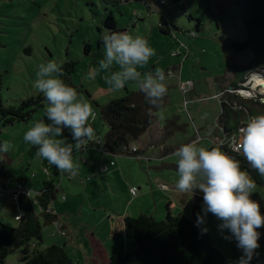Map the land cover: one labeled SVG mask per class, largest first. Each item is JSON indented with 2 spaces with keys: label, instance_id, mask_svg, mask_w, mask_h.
Listing matches in <instances>:
<instances>
[{
  "label": "rangeland",
  "instance_id": "rangeland-1",
  "mask_svg": "<svg viewBox=\"0 0 264 264\" xmlns=\"http://www.w3.org/2000/svg\"><path fill=\"white\" fill-rule=\"evenodd\" d=\"M147 1L154 7L152 12L142 0H0V71L4 75L2 96L7 106H19L24 100L43 96L34 87L40 64L50 60L60 65L76 61V70L71 75L74 88L84 102L92 105L94 118H90L89 123L95 134L104 140L109 128L101 118V108L97 104L105 105L122 97L127 89H139L130 81L123 89L113 91L103 78L108 73L99 70L98 62L104 58V45L100 41L108 30L111 31L105 25L108 15L115 17L118 27L124 29L121 32L142 36L155 49L156 54L147 65L138 67V71L154 72L161 68L165 72L170 102L159 112L158 122L144 135L145 139L132 144L141 150L140 155H105L97 146L82 152L74 149L73 152L78 154L73 159L78 164L83 160L85 172L74 182L66 178L64 192L59 190L52 204L62 213H69L73 228L76 232L83 231L87 242L89 238H95L101 255L100 242L107 241L106 247L115 254L126 253L136 246V241L124 232V221L118 219L119 214L135 216L143 211L159 220L166 217L167 195L176 197V193L161 188L160 184L165 182L175 187L178 170L173 153L181 145L196 141L198 146L221 148L223 134L217 127L224 96L227 99L231 88L237 83L240 86L245 71L239 66L253 58L251 50L236 52L233 48L234 43L249 38L236 0H183L164 9L161 4L157 7L154 0H151L153 5ZM163 18L175 23L172 34L161 31ZM87 43L92 45L90 53L85 51ZM175 52L179 53L178 57L174 56ZM116 70L118 66L114 65L111 71ZM189 81H193V85L185 93L181 84ZM244 89V95H253L257 100L261 96L257 95L264 93L254 82L248 81ZM221 92H225L222 100L216 97ZM46 107L45 99L44 107L39 108L28 123L17 122L5 127L0 118V143L8 141L13 146L8 153L2 154V158L10 173L29 178L28 188L33 192L35 203V192L42 189L48 178L45 169L49 164L36 156V147L26 143L23 135L35 122L45 118ZM176 118L178 126L166 128L170 126V120ZM64 135L72 142L67 130ZM85 159L91 163L111 164L115 161L118 171L110 170L103 175L98 168V173L93 174L95 171L90 169L93 167L85 163ZM61 181L58 179L59 185ZM10 183L18 184L16 181ZM133 184L144 188L138 197L131 193ZM156 186L160 188L154 189ZM145 190L149 195L143 198ZM198 193L202 192L196 190L194 195L189 192L187 196H181L186 206L180 203L179 208L173 209L174 214L183 212L192 216ZM251 198L260 204L264 215V187L257 185ZM16 203L10 191L0 197V223L18 225L16 215L20 208ZM220 223L218 219L207 223V230L221 251L215 264H238L243 252L234 238H225L231 234L227 229L221 231ZM114 229L119 234L109 240ZM258 231L260 246L250 264H264V227ZM43 238L42 249L54 244L66 246L71 240L55 223L44 226ZM89 248L94 246L89 245ZM89 248L70 250L75 264H91L87 258ZM20 256V250L15 249L6 264H20ZM111 257L105 262L102 260L104 255L97 258L98 264H109Z\"/></svg>",
  "mask_w": 264,
  "mask_h": 264
},
{
  "label": "trees",
  "instance_id": "trees-1",
  "mask_svg": "<svg viewBox=\"0 0 264 264\" xmlns=\"http://www.w3.org/2000/svg\"><path fill=\"white\" fill-rule=\"evenodd\" d=\"M128 1V0H126ZM150 12L154 9L147 0H142ZM152 2L153 1H149ZM157 7L173 5L183 0H154ZM241 8L242 21L249 38L233 44L236 52L251 50L253 58L250 62L240 65L245 71L241 83L246 82L255 74H264V0H236ZM118 3V1H117ZM105 25L111 31L121 32L124 29L118 27L114 16L108 15ZM175 23L166 18L160 23V29L166 34H172ZM102 44V41H100ZM92 45L87 43L85 51L90 53ZM179 55L175 56L178 57ZM76 61H69L62 65L63 76L66 84L74 87L72 73L76 70ZM237 77V74H235ZM258 78V76H256ZM4 87V75L0 71V118L5 127L15 123L30 122L35 112L44 107L45 97H32L24 100L19 106H7L4 103L2 91ZM237 83L232 89H239ZM264 97V96H262ZM227 98L237 102L241 108L233 107L224 100L223 112L219 116L218 131L223 129L222 136H232L238 133L240 127L245 126L248 118L253 115L264 114V101L259 99H247L238 94L228 93ZM264 99V98H263ZM170 102V95L164 97L159 106H151L146 103L144 94L138 90L127 89L125 95L113 99L101 108V118L107 124L109 130L104 137L105 152L113 155H140L131 152L132 144L139 141L159 120V112L165 109ZM177 120H170V126L177 127ZM169 130V129H168ZM167 134V131H166ZM1 144V143H0ZM222 150L240 162L242 169L249 171L257 185L264 187V179L253 169L242 153L233 151L229 146H221ZM54 175H60L55 167ZM29 178L10 173L7 162L0 154V189L12 190L10 181L24 185ZM58 178L51 177L43 182L42 189L33 197L22 192L18 196L16 206L23 212L18 225L0 223V264H6L8 256L15 250L21 252L20 264H75L73 258L65 246L51 245L42 249L44 244L43 229L58 220L52 204L57 199L59 186ZM203 197L198 196L192 207V216L183 212L174 214L171 204L167 203V215L164 219H157L150 214L138 216H126V235L136 241V246L126 253L112 255L109 264H215L221 251L216 242L210 236L207 223L217 219L208 213L203 224L197 226V214L202 212ZM39 207V210L37 207Z\"/></svg>",
  "mask_w": 264,
  "mask_h": 264
},
{
  "label": "clouds",
  "instance_id": "clouds-1",
  "mask_svg": "<svg viewBox=\"0 0 264 264\" xmlns=\"http://www.w3.org/2000/svg\"><path fill=\"white\" fill-rule=\"evenodd\" d=\"M102 43L104 58L98 62L99 70L108 73L103 78L111 89L119 91L126 82H135L146 103L159 106L167 94L164 70L138 71V67L147 65L156 54L148 40L128 32L108 30ZM114 65L118 70L111 71ZM62 76V65L56 61L40 64L34 87L47 101L45 118L35 122L24 133L23 140L36 147L37 157L55 166L61 174L75 177L79 164L73 159V151L86 149L95 139V130L89 123L94 112L92 105L84 102ZM65 130L72 142L64 135ZM232 143L236 144L233 151L242 152L251 169L264 179V114L250 116L229 141L230 147ZM12 147L5 141L0 144V154L8 153ZM173 155L177 158L176 189L192 195L196 190L203 193V215L197 214V226L204 223L208 213L213 214L221 221L218 228L230 232L231 237L225 238H234L242 250L238 264H250L260 246L258 229L264 227L260 204L251 198L257 187L255 179L241 168L238 160L219 147L207 148L192 141L181 145Z\"/></svg>",
  "mask_w": 264,
  "mask_h": 264
},
{
  "label": "crops",
  "instance_id": "crops-1",
  "mask_svg": "<svg viewBox=\"0 0 264 264\" xmlns=\"http://www.w3.org/2000/svg\"><path fill=\"white\" fill-rule=\"evenodd\" d=\"M235 76V78H237L236 77V75H234ZM153 128V127H152ZM151 128V129H152ZM150 129V130H151ZM150 130L148 131V132H150ZM147 132V133H148ZM145 136H146V134H145ZM145 136H143L139 141H142L143 139H145L144 137ZM94 145V146H93ZM90 147H96V145L94 144V143H92V141H90L89 142V144H88V146H87V148L86 149H82L81 150V152L82 151H85V150H87L88 148H90ZM141 151V150H140ZM80 153V152H79ZM104 153H105V155L107 154V152H105L104 151ZM73 156H75V155H77L78 153H76V152H73ZM109 154V153H108ZM102 162V161H101ZM91 163L88 159H85V163H87V164H89V166H91V167H93V168H90V169H92V171H95V173H93V174H96V173H98L97 172V169L98 168H100V172L104 175V174H107L108 172H106V173H103L102 171H101V169H102V167H103V164L105 165L106 163L105 162H102V163ZM78 163V162H77ZM84 163L83 162V160H81V162L79 161V170H78V174L75 176V177H70L68 174H61L60 172H59V174L60 175H54V173H55V166H54V170H52V165H48V166H51V173H52V177L54 176V177H56V178H58V179H60V180H62L61 182H60V185L58 184V186H59V189L60 190H62L63 192H64V189H63V185H64V183L66 182V178L67 179H70L71 180V182H74V181H76V180H78L79 178H80V176H81V174L82 173H84L85 171L83 170V166H82V164ZM47 166V167H48ZM117 166V164L115 165V166H113V167H111V169L110 170H113V171H118V169L117 168H115ZM86 174V173H85ZM88 174V173H87ZM86 174V175H87ZM34 176H35V174H34ZM28 178V177H27ZM48 179V178H47ZM57 179V180H58ZM90 179H91V177H90ZM89 178H88V180H90ZM160 183L161 182H163V181H159ZM158 182V183H159ZM157 183V184H158ZM163 184H166L169 188H168V190H173V191H175V193H176V197H173L172 196V194H170V195H167V196H169V198H168V203H170L171 204V210L173 211V209H175V208H179L180 207V203L181 204H183V206H186V201H184L183 199H181V196H187L188 194L187 193H181V192H178V190L175 188V187H173V186H171V185H169L168 183H165V182H163ZM18 184H14V185H12V187H16ZM25 186L26 187H28V183L26 182V184H25ZM132 186H138L139 188H140V190H143L144 188L142 187V186H140V185H132ZM131 186V187H132ZM157 188H160L159 186L157 187L156 186V188H154V189H157ZM167 190V191H168ZM149 191L148 190H145L144 191V193L142 192V194H144V196H143V198H145V197H147L149 194ZM202 195H203V193H198V196H201L202 197ZM198 196H196V198L198 197ZM138 197V196H137ZM196 198H195V200H194V202H193V205L195 204V202H196ZM16 200V199H15ZM17 202V201H16ZM157 202V201H156ZM157 205H158V202L156 203V207H157ZM202 205H203V202H202ZM193 207V206H192ZM53 208V207H52ZM53 210H54V212L58 215V220L63 224V226H64V229H66V231H67V234L65 235V236H67L69 239H71L70 241H69V243L65 246L66 247V249H67V251L68 252H70V250L73 248V249H76L77 247H78V249H86V248H89V245H92V246H94V248L93 249H90L89 248V250H88V252H87V258H88V260H90V262H91V264H98L99 263V261L97 260V258H103V255L105 256V259L103 258L102 260H103V262H105L106 261V259L107 260H109V258H110V256H112L113 254H115V253H112V251H110L106 246H107V241H104L103 243L102 242H100V246H101V249H102V255L100 254V253H98V250H97V248H96V242H95V238H89V242H87L88 240H85V238H84V233H83V231H81V230H78V232H76V230L73 228V226H72V221H70V216H69V213H66V212H64V213H62L59 209H56V208H53ZM157 210H158V207H157ZM146 214L145 212H143V211H141V214ZM117 214H119V213H117ZM116 214V215H117ZM148 214V213H147ZM126 215V213H122V214H119V218L118 219H122L124 222V225L122 226L123 227V230H124V232L126 233V227H125V216ZM140 215V214H139ZM127 216H131V215H128L127 214ZM135 216H138V215H135ZM188 216H191V215H188ZM116 226V225H115ZM87 232V231H86ZM94 232V231H93ZM87 234L88 235H90V233H89V231L87 232ZM118 234H119V232L116 230V229H114L113 230V232L108 236V238H109V240H111L112 238H115L116 236H118ZM98 235H99V237L100 238H102V236H101V233H98ZM103 239V238H102ZM85 243V244H84ZM84 244V245H83ZM91 251H92V254H91ZM70 254V253H69ZM71 255V254H70Z\"/></svg>",
  "mask_w": 264,
  "mask_h": 264
},
{
  "label": "built area",
  "instance_id": "built-area-1",
  "mask_svg": "<svg viewBox=\"0 0 264 264\" xmlns=\"http://www.w3.org/2000/svg\"><path fill=\"white\" fill-rule=\"evenodd\" d=\"M177 55H179V53H178V52H175V53H174V56H177ZM248 81H249L250 83L254 82V85H257V87L260 86V89L264 90V83L257 82V81L253 78V76H252V77H250L246 82L241 83L239 89H232V88H231V90H232L231 93L233 92V94H238L239 96H241V97H243V98L254 99L255 97L253 98V95H250V96H248V95H244V91H245L244 86L246 85V83H247ZM192 85H193V81H189V82H187V83H182V84H181V87L183 88L184 92L187 93L188 90H189V88H190ZM226 91H227V89H226ZM224 95H225V92H221V93L218 94L216 97H218L220 100H222V98H223ZM259 95H261V96H260V99L264 101V99H263L264 97H262V96H264V93H263V94H258L257 96L259 97ZM257 96H256V97H257ZM255 99H256V98H255ZM224 100H225L227 103H229V104H234L233 107H235V108H241V106H239L237 102H235V101L231 102L228 98L226 99L225 96H224ZM224 100H223V102H224ZM242 127H243V126H242ZM240 128H241V127H240ZM221 134H225L223 129L221 130ZM236 134H237V133H236ZM236 134H234V135H232V136H228V135L222 136V137H221V140H220V146H229V141H230V140H231ZM93 142H95L94 144H95L98 148H102V149L104 150V148H103V146H104V140L101 139V138L99 137L98 134L96 135V138L93 140ZM229 147H230V146H229ZM230 148L233 150L234 148H236V144H235V143H232V145H231ZM104 151H105V150H104ZM139 151H140V149H139L137 146H135V145L132 146V148H131V152H132L133 154H136V153H138ZM235 152L242 153V152H240V151H235ZM115 165H116V162H115V161H112L111 164H105V165H103L101 171H102L103 173H106V172L110 171L111 167H113V166H115ZM45 170H46V174H47L48 178H51V177H52L51 166L46 167ZM160 187L163 188V189H165V190H168V188H169L166 184H163V183L160 184ZM6 191H9V190L0 189V197H3V196L5 195V192H6ZM10 192L12 193V195L14 196V199H16V201L18 200V196H19V194L22 193V192L26 193V194H27L28 196H30V197L33 196V192H32L31 189H29L28 187H26V186H24V185H20V184L17 185V188L10 190ZM131 193H132V195H133L134 197L139 196V194H140V188H139L138 186H132V187H131ZM37 194H38V192H35V196H36ZM22 214H23V212L20 210V213H18V214L16 215V219H17L18 221L21 220V218H22ZM55 224L57 225L58 229L63 233V235H66V234H67L66 229H64V226H63V224H62L60 221L55 222Z\"/></svg>",
  "mask_w": 264,
  "mask_h": 264
},
{
  "label": "bare ground",
  "instance_id": "bare-ground-1",
  "mask_svg": "<svg viewBox=\"0 0 264 264\" xmlns=\"http://www.w3.org/2000/svg\"><path fill=\"white\" fill-rule=\"evenodd\" d=\"M256 76H258V78ZM253 78L260 83H264V74L257 73L253 76Z\"/></svg>",
  "mask_w": 264,
  "mask_h": 264
},
{
  "label": "water",
  "instance_id": "water-1",
  "mask_svg": "<svg viewBox=\"0 0 264 264\" xmlns=\"http://www.w3.org/2000/svg\"><path fill=\"white\" fill-rule=\"evenodd\" d=\"M225 104H223V106H224Z\"/></svg>",
  "mask_w": 264,
  "mask_h": 264
}]
</instances>
